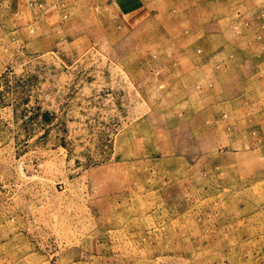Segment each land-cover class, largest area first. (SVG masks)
I'll return each instance as SVG.
<instances>
[{
	"label": "rangeland",
	"instance_id": "rangeland-1",
	"mask_svg": "<svg viewBox=\"0 0 264 264\" xmlns=\"http://www.w3.org/2000/svg\"><path fill=\"white\" fill-rule=\"evenodd\" d=\"M56 2L0 24V264H264V0Z\"/></svg>",
	"mask_w": 264,
	"mask_h": 264
},
{
	"label": "crops",
	"instance_id": "crops-1",
	"mask_svg": "<svg viewBox=\"0 0 264 264\" xmlns=\"http://www.w3.org/2000/svg\"><path fill=\"white\" fill-rule=\"evenodd\" d=\"M57 5L56 0H2L1 27L14 32L37 29L42 24L50 23L49 13Z\"/></svg>",
	"mask_w": 264,
	"mask_h": 264
}]
</instances>
